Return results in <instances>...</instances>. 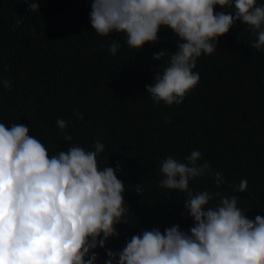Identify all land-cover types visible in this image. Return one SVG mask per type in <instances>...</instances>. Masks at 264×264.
I'll return each instance as SVG.
<instances>
[{
    "label": "trees",
    "instance_id": "trees-1",
    "mask_svg": "<svg viewBox=\"0 0 264 264\" xmlns=\"http://www.w3.org/2000/svg\"><path fill=\"white\" fill-rule=\"evenodd\" d=\"M39 4L40 11L32 12L28 0H0V79L11 81L10 88L0 84V122L29 126L52 155L69 146L56 124L63 118L71 144L92 149L99 140L105 145L101 166L121 162L118 178L128 189L130 222L117 225L119 236L108 248L121 250L144 229L192 225L190 216L181 215L185 194L159 185L160 161L169 155L183 160L199 150L223 173L222 191L240 197L238 206L264 209V48L253 46L258 37L247 24L237 21L212 54L198 58L194 71L200 80L181 104L157 105L145 86L164 64L153 53L176 48L171 30L162 29L157 43L139 51L129 48L121 33L95 32L92 0ZM115 41L121 48L113 56L108 45ZM242 179L248 183L245 192L228 187ZM139 183L143 195L132 187ZM190 188L220 190L212 177H197ZM97 251L107 258L103 249Z\"/></svg>",
    "mask_w": 264,
    "mask_h": 264
},
{
    "label": "clouds",
    "instance_id": "clouds-1",
    "mask_svg": "<svg viewBox=\"0 0 264 264\" xmlns=\"http://www.w3.org/2000/svg\"><path fill=\"white\" fill-rule=\"evenodd\" d=\"M28 6L40 11L39 0H28ZM91 9L95 32L121 33L131 49L157 43L162 29L174 34L175 50L153 53L164 64L145 86L157 105L183 102L200 80L194 71L198 58L212 54L237 21L257 35L253 46L264 48V4L258 0H92ZM120 48L118 41L108 45L113 56ZM0 84L11 87L8 79ZM56 124L69 146L50 155L29 126L0 122V264H264V209L238 206L239 196L222 191L223 173L197 149L183 160L169 155L159 165L160 187L185 194L181 215L190 216L192 225L144 229L121 250L108 248L119 236L117 225L130 222L128 189L118 178L121 162L101 166L104 143L96 140L92 149L73 145L67 122L58 117ZM197 177H212L220 190L193 192L190 181ZM132 187L143 195L141 183ZM228 187L243 193L248 183Z\"/></svg>",
    "mask_w": 264,
    "mask_h": 264
}]
</instances>
